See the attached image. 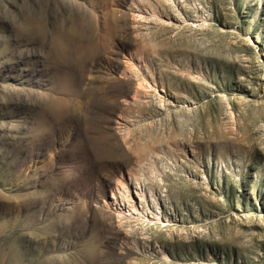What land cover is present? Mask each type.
<instances>
[{"label":"rangeland","instance_id":"rangeland-1","mask_svg":"<svg viewBox=\"0 0 264 264\" xmlns=\"http://www.w3.org/2000/svg\"><path fill=\"white\" fill-rule=\"evenodd\" d=\"M0 264H264V0H0Z\"/></svg>","mask_w":264,"mask_h":264},{"label":"bare ground","instance_id":"bare-ground-1","mask_svg":"<svg viewBox=\"0 0 264 264\" xmlns=\"http://www.w3.org/2000/svg\"><path fill=\"white\" fill-rule=\"evenodd\" d=\"M132 172L121 173L120 182L116 185H111V196H110V213L117 219V221L124 222L125 220L131 219H143V209L141 210V203L147 202L146 192L148 185L145 181L137 178ZM152 191V190H151ZM119 195L121 198L127 197V203L123 205L119 201ZM152 195V194H151ZM139 196V199L137 198ZM140 202V203H139Z\"/></svg>","mask_w":264,"mask_h":264}]
</instances>
